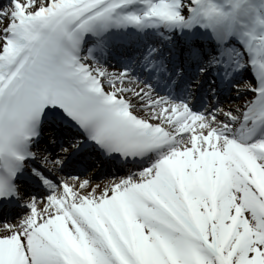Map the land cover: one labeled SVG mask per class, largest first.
I'll return each mask as SVG.
<instances>
[{
    "label": "snow or ice",
    "instance_id": "obj_1",
    "mask_svg": "<svg viewBox=\"0 0 264 264\" xmlns=\"http://www.w3.org/2000/svg\"><path fill=\"white\" fill-rule=\"evenodd\" d=\"M132 2L74 0L42 19L40 10L55 9L57 0H0V264H68L70 254L74 264H87L76 246L90 249L96 264H173L170 255L176 264H197L196 257L199 264L264 261V190L254 175L264 172V13L248 0H144L142 15L118 13ZM153 22L189 30L199 25L211 33L194 36L177 53L188 63L213 48L211 65L246 55L237 70L250 66L256 81L236 88L254 95L235 107L198 113L188 102L153 95L150 85L126 87L133 83L129 70L111 71L81 55L90 32ZM148 68L166 71L154 60ZM199 86L197 80L193 87ZM130 92L139 105L125 95ZM45 111L52 114L48 142L59 153L31 147ZM57 113L87 139L61 144ZM169 124L166 140L154 137ZM93 146L108 158L153 151L158 158L105 180L91 172L61 175L76 163L74 153ZM26 160L35 165L28 171ZM17 202L28 212L11 221Z\"/></svg>",
    "mask_w": 264,
    "mask_h": 264
},
{
    "label": "rangeland",
    "instance_id": "obj_2",
    "mask_svg": "<svg viewBox=\"0 0 264 264\" xmlns=\"http://www.w3.org/2000/svg\"><path fill=\"white\" fill-rule=\"evenodd\" d=\"M245 91V89L243 90V92ZM130 94V93H129ZM140 112V111H139ZM141 115L147 116V111L141 112ZM173 264H176V259H173ZM260 264V263H259Z\"/></svg>",
    "mask_w": 264,
    "mask_h": 264
},
{
    "label": "bare ground",
    "instance_id": "obj_3",
    "mask_svg": "<svg viewBox=\"0 0 264 264\" xmlns=\"http://www.w3.org/2000/svg\"><path fill=\"white\" fill-rule=\"evenodd\" d=\"M176 46H177V45H176ZM177 51L179 52V51H180V48H178ZM178 52H177V53H178ZM137 101H138V100H137ZM235 102H236V101H235Z\"/></svg>",
    "mask_w": 264,
    "mask_h": 264
}]
</instances>
